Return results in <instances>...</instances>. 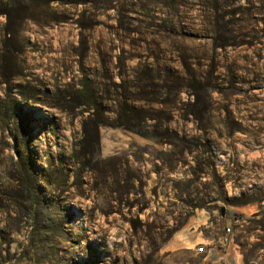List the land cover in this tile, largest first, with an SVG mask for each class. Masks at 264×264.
Returning a JSON list of instances; mask_svg holds the SVG:
<instances>
[{"label": "rangeland", "instance_id": "rangeland-1", "mask_svg": "<svg viewBox=\"0 0 264 264\" xmlns=\"http://www.w3.org/2000/svg\"><path fill=\"white\" fill-rule=\"evenodd\" d=\"M227 228L264 264V0H0V264Z\"/></svg>", "mask_w": 264, "mask_h": 264}, {"label": "crops", "instance_id": "crops-1", "mask_svg": "<svg viewBox=\"0 0 264 264\" xmlns=\"http://www.w3.org/2000/svg\"><path fill=\"white\" fill-rule=\"evenodd\" d=\"M200 235V234H199ZM201 238H195L192 242H198L200 243H209L211 244L214 242L216 245L215 248H208L209 252L207 254H200L197 252V249L192 245L193 243L189 240V237L187 235L182 234L180 237V240L182 243L181 245H178L174 248H172V251H182V252H192V257L188 258L190 259H196L198 262L196 264H221L220 260L225 259V264H243L242 257L239 253V251L236 249V247L233 244L228 245L227 247L221 248L219 246V240L217 241L215 238L207 237L201 233ZM188 245H183V243ZM178 244V243H177ZM183 264V263H182ZM186 264H190L189 262Z\"/></svg>", "mask_w": 264, "mask_h": 264}, {"label": "built area", "instance_id": "built-area-1", "mask_svg": "<svg viewBox=\"0 0 264 264\" xmlns=\"http://www.w3.org/2000/svg\"><path fill=\"white\" fill-rule=\"evenodd\" d=\"M230 234H231V229L227 228L225 236L221 237L219 239V246L221 248L227 247L228 245L232 244L233 239L230 238ZM214 242H212L211 244H209V243H200L199 247L197 248V252L200 253V254H207L209 252V249H208L209 247L210 248L211 247L215 248L216 245L214 244ZM220 263L221 264H225L226 263L225 259H221Z\"/></svg>", "mask_w": 264, "mask_h": 264}]
</instances>
